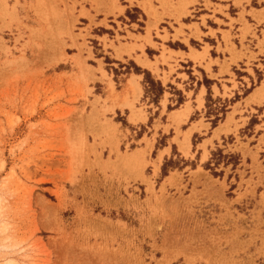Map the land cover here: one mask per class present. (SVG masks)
<instances>
[{"label":"rangeland","instance_id":"rangeland-1","mask_svg":"<svg viewBox=\"0 0 264 264\" xmlns=\"http://www.w3.org/2000/svg\"><path fill=\"white\" fill-rule=\"evenodd\" d=\"M86 1L0 0V264H264V95L159 116L161 85L112 64L124 38L89 34ZM132 72L140 125L110 94Z\"/></svg>","mask_w":264,"mask_h":264},{"label":"crops","instance_id":"crops-1","mask_svg":"<svg viewBox=\"0 0 264 264\" xmlns=\"http://www.w3.org/2000/svg\"><path fill=\"white\" fill-rule=\"evenodd\" d=\"M92 1L94 4L88 0L78 11L86 20L84 25H90L88 33L96 27H109L112 34L101 36L124 38L114 41L115 49L105 52L118 68L132 62L161 85L162 92L154 107L159 116L167 112L168 106L178 103L171 111V120L177 122L172 116L182 114L181 119L186 122L205 109L208 94L213 100L226 99L252 84L254 88L248 97L254 95L259 100L264 95V12L253 16V11L264 9V0H171L172 4L168 0H124L125 5L116 0ZM252 2L259 9L252 7ZM117 7L125 22L113 20L110 15L101 17L109 11L119 14ZM126 9L137 10L136 21L125 16ZM98 45L103 50V44ZM142 81L138 73L124 74L119 89L110 93L117 103L113 112L124 115L127 122L131 115L140 117L136 125L147 120L138 107L144 97ZM145 104L148 112L149 106ZM254 106L261 104H249L250 108ZM231 113H226L225 121L230 117L239 120L236 113ZM188 134L189 131L183 141L187 146Z\"/></svg>","mask_w":264,"mask_h":264},{"label":"bare ground","instance_id":"bare-ground-1","mask_svg":"<svg viewBox=\"0 0 264 264\" xmlns=\"http://www.w3.org/2000/svg\"><path fill=\"white\" fill-rule=\"evenodd\" d=\"M43 4V3H42ZM45 11V10H44ZM179 115H173L172 117H174L175 118V120L174 121H179L180 120V117H178ZM180 147H181V150H182V152H184V153H187V145L185 144V143H181V145H180ZM130 158V160L129 161H131V162H133L132 160L134 159V156L132 155V156H128V159ZM122 159H123V157H122ZM127 159V160H128ZM123 160H125V159H123ZM127 160L125 161V162H127ZM120 161H122V160H120ZM118 163H120V162H118ZM128 163V162H127ZM122 164V163H121ZM130 164V163H129ZM133 164V163H132ZM124 165V164H123ZM119 166V165H118ZM171 178L170 177H168L167 178V180L169 181Z\"/></svg>","mask_w":264,"mask_h":264},{"label":"trees","instance_id":"trees-1","mask_svg":"<svg viewBox=\"0 0 264 264\" xmlns=\"http://www.w3.org/2000/svg\"><path fill=\"white\" fill-rule=\"evenodd\" d=\"M160 91H161V88H160Z\"/></svg>","mask_w":264,"mask_h":264}]
</instances>
